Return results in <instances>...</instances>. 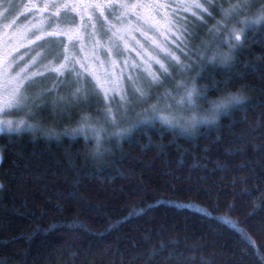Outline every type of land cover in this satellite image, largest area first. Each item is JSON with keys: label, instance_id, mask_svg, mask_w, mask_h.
Here are the masks:
<instances>
[{"label": "trees", "instance_id": "obj_1", "mask_svg": "<svg viewBox=\"0 0 264 264\" xmlns=\"http://www.w3.org/2000/svg\"><path fill=\"white\" fill-rule=\"evenodd\" d=\"M228 6L218 0L203 22L184 18L187 42L202 38L198 25L216 28ZM261 7L253 4L240 19ZM260 27L246 28L235 49L221 43L226 31H215L213 55L199 60L198 73L184 77L176 94L193 82L206 98L240 88L247 102L214 126L177 130L163 123L161 109L152 104L139 120L113 125L109 102L99 94L105 114L98 106L80 107L81 112L73 106L58 120L40 119L43 131L0 134V264H264ZM184 42L180 55L188 50ZM207 99L196 100L199 111H206ZM85 116L92 119L90 128L103 129L99 146L89 129L73 131ZM166 116L183 121L189 114Z\"/></svg>", "mask_w": 264, "mask_h": 264}, {"label": "rangeland", "instance_id": "obj_2", "mask_svg": "<svg viewBox=\"0 0 264 264\" xmlns=\"http://www.w3.org/2000/svg\"><path fill=\"white\" fill-rule=\"evenodd\" d=\"M35 3H37L36 6ZM121 3L139 4L146 7H141L138 10L139 20H137L136 9L120 7H116L114 12L98 7L93 10V13L89 11L90 14H88L89 12L84 14L88 16L86 18L82 14L77 15L72 12L73 7L68 0H55L51 5L61 6L59 10L50 7L53 14L58 11V15H54L55 22L58 20L69 22L74 30L78 29L79 31L75 37L76 40H71L60 46V41L55 38L39 39L34 43L36 37H42L45 32V27L42 25L44 20L41 16L43 3L39 4L38 1L33 0H16V2L0 0L1 67L5 59L13 57L16 58L21 68L29 65L28 74L41 73L33 77L34 83L29 89L30 96L36 98L41 92L44 93L37 100V106L31 108V114L26 115L29 112L26 109L25 112L15 115H0V119L10 120L13 123L26 119L27 124L32 126L30 130L43 131V126L38 122L40 119L45 117L60 119L65 115V109L71 110L73 106L75 110L81 112L80 107L83 109L95 104L100 106L101 111L103 103L92 92V88H95L102 95L104 102H106L104 90L108 91L109 96H117V103L113 104L117 123L113 125L119 126L130 123L129 120L132 123L139 120L142 113L146 114L145 109L149 108L151 104L161 109L160 113L162 111L164 116L167 114L179 115V110H183L189 114L188 118L183 121H190L200 106L196 102L195 107L191 110L182 109L177 105V101L183 94L180 92L179 97L176 94L180 90V86L185 83L184 77L198 73L199 60L213 55L211 52L214 45L211 39L215 31L210 32V29L215 28L196 26L194 29L197 34H200L201 31L204 34L199 41L194 40V42L188 43L182 30L184 28L183 19L192 16L193 10L197 12L199 9L185 10L179 6L203 3V0H114L113 6ZM63 5L69 7L65 9ZM152 5H156L157 8H152ZM101 11L105 12V16L100 15ZM93 16L95 19H90ZM179 16H182L181 23L178 22L180 21ZM26 17L27 19H25ZM24 20L26 21L24 22ZM145 20H148V23H144ZM56 24L52 26L53 30L56 29L55 27H61V24ZM93 24L96 25L95 28H93ZM41 29L44 31L42 32ZM71 30L69 29V31ZM114 33L115 35H113ZM177 36L182 37V40L186 42H184V48H188L189 53L187 51L182 55L178 53L180 41L177 40ZM46 41H55V43L48 44ZM37 52H40L41 56L33 64L30 58L31 56L35 57ZM169 52L172 55H169ZM173 55L178 58L180 55L179 60L182 63L178 64L177 60L173 59ZM65 56L69 57L68 61H65ZM218 58L222 60L220 55ZM157 59H160L161 63H165L166 66L171 65L168 74L162 73L160 64L156 63ZM171 62L174 63L171 64ZM61 65L64 67L62 68ZM134 65H138V67H134ZM72 68L75 69V72L70 71ZM14 70L19 71L20 69L14 66ZM76 73H80L90 82L87 85L90 103L67 102L72 100V94L83 83L77 79ZM158 76L160 79H156ZM129 77L132 79L130 80ZM4 83L5 77L1 68L0 93L3 92ZM168 85L170 87L177 85V88L173 91L170 90L173 87L169 88ZM101 86L104 90H101ZM137 89L145 93L142 99ZM156 91H160L161 94ZM120 92L127 93V98L132 101L126 110L130 116L126 115L127 113L123 114L125 117L122 115L121 118L124 117L121 119L122 122L119 116L120 112H125V110L115 111L120 106ZM60 97H65L66 101L60 102ZM173 100L175 105H172ZM169 104H171V108H168ZM202 109L201 107L202 112L205 111ZM133 111L135 113H131ZM133 114L135 116L132 117ZM90 120L92 119L89 118ZM189 126L185 124V127Z\"/></svg>", "mask_w": 264, "mask_h": 264}, {"label": "snow or ice", "instance_id": "obj_3", "mask_svg": "<svg viewBox=\"0 0 264 264\" xmlns=\"http://www.w3.org/2000/svg\"><path fill=\"white\" fill-rule=\"evenodd\" d=\"M218 0H203V3H195L193 5H181L179 7H183L185 10L188 9H199V12H196L195 10L192 11V15L196 16L197 19L201 20L202 22L204 21L205 17L203 14H207L208 16H213L212 9L215 7L216 3ZM228 2V7L223 8L222 7V12H221V23H218L215 29H210V32L216 31L217 33L221 31H226L227 32V40L221 41L222 44H228L231 45L232 49L240 47V45L243 42V38L245 37V29L250 28L251 26H261L264 25V0H227ZM255 3H260L262 5L261 8L257 9V13L253 17H249L247 15H244L243 19H240V16L242 13H246L249 8L252 7L253 4ZM45 7H49L46 5ZM50 7H54L57 10L61 7L60 5H51ZM65 9H67L69 6L68 5H63ZM72 7H75L73 5ZM90 7L96 8H104V9H110L111 11H115L116 7H120L123 9H129L133 8L136 9V15H137V20L140 19L139 17V12L138 10L141 7H146L145 5H139V4H128V3H121L117 6L113 5H90ZM152 8H157L156 5H152ZM54 15H58L57 13H54ZM101 16H105V12L101 11L100 12ZM215 18V17H213ZM90 19H95V17H90ZM117 19H120V17H117ZM229 22H234L233 26L231 28H228ZM144 23H148V20H145ZM241 26V27H237ZM96 25L93 24V28H95ZM43 32L44 30L41 29ZM48 36L56 37L58 35L57 31H51L47 33ZM115 35V33L113 34ZM41 36H37L36 39L39 40L41 39ZM233 38L235 40V44L233 43ZM177 40L181 41V44H183L182 37L177 36ZM48 44L55 43V41H46ZM60 46H63V42L60 41ZM43 47V46H39ZM74 47V45H72ZM169 55H172L171 52L168 53ZM41 53L37 52L36 56L32 58L33 64L37 62V60L40 58ZM65 61L69 60L68 56L64 57ZM173 59L177 60V63L180 64L182 63L178 57L173 55ZM223 59L225 62H227L230 57L227 54L223 55ZM216 60V56H213L210 60L209 63H212ZM156 63L160 64V70L162 71L163 74H168V69L171 67V65H167L165 63H161L160 59L156 60ZM15 68H19V71H15ZM29 65H25V67L21 68L20 65L17 63L16 58H10V59H5L3 61L2 65V74L5 77V83H4V88L3 92L0 93V115L7 116V115H15L21 112H25L26 109L29 110L26 115L31 114V108L34 106H37V100H39L44 93L41 92L39 96L36 98H32L29 94V89L33 81V77L36 75H40L41 73L39 72H32L30 74L27 73ZM47 68V66H45ZM63 68L64 65H61ZM134 67H138V65H134ZM186 67V66H185ZM70 71L75 72V69L72 68ZM61 75H63V72H61ZM76 77L79 81H82L83 83L78 86L75 90V92L72 94V100L67 101L68 103H72L73 101L76 103H90L91 101L89 100V91L87 85L90 83L87 81L86 77L82 76L80 73H76ZM131 80L132 78L129 77ZM156 79H160V77H156ZM155 83V81H153ZM101 90H104L101 86ZM139 92L140 98L142 99L145 95L143 91H140L137 89ZM92 92L95 94L96 97H99V92L96 91L95 88H92ZM105 92V100L108 101L109 103L105 105L106 111L108 114H111V122L115 124L116 121V115L113 112V104L117 103L115 101L114 96H109L108 91L104 90ZM194 92L195 89H190L186 88L185 93L180 97V99L177 101V105L182 108V109H187L191 110L192 108L195 107L196 100L194 99ZM120 102H119V108H117L115 111L120 112V109H124L125 112H120L121 115L126 114V110L128 106L131 104V99H128L127 96L128 94L125 92H120ZM171 94L169 93V96ZM198 99H206V97H202L199 94H196ZM82 98V99H81ZM31 101V103H30ZM60 102H65L66 98L65 97H60L59 98ZM168 108H171V104L168 105ZM164 124L168 125L169 127L175 128V127H181L182 130L187 131V128L185 127V124L190 125L191 127H195V118H192L190 121H181L178 119L176 116H161L159 117ZM32 126L27 124L26 119L19 120L15 123L10 120H4L0 119V133H3L5 131L8 132H16L19 133L25 129L31 128ZM86 129H89L91 133L97 138V145L99 146L100 139L101 137L99 136V132L103 131V129H95V128H90V123H89V118L87 116L83 117L81 126L77 129H74V133H81L85 132ZM3 188V185L0 184V189ZM231 205H229V208L231 209ZM235 226V225H234ZM240 233L243 239L247 240L249 244H252L254 246V242L252 241L251 237L248 236L246 232L243 231V229H240Z\"/></svg>", "mask_w": 264, "mask_h": 264}, {"label": "clouds", "instance_id": "obj_4", "mask_svg": "<svg viewBox=\"0 0 264 264\" xmlns=\"http://www.w3.org/2000/svg\"><path fill=\"white\" fill-rule=\"evenodd\" d=\"M190 89H195L194 99H198L196 94L201 96L204 91L197 87L193 82L189 85ZM247 102V96L240 88L225 91L223 94L217 95L215 97L208 98L206 101V111H196L195 127L200 126H214L218 124L223 116L227 115L233 109L243 105Z\"/></svg>", "mask_w": 264, "mask_h": 264}, {"label": "flooded vegetation", "instance_id": "obj_5", "mask_svg": "<svg viewBox=\"0 0 264 264\" xmlns=\"http://www.w3.org/2000/svg\"><path fill=\"white\" fill-rule=\"evenodd\" d=\"M12 2H16V0H11ZM33 1H38V3L40 4L43 3V9H42V20H44V23L42 24L45 27V32L44 35L41 39H51V38H55L58 41H62L64 44H66L69 41H73L76 40V36L78 35V30H74L71 25L66 21H62V20H58L57 22L53 21L55 20V16L53 14V12L50 9V5L55 1V0H33ZM68 2L70 3L71 7L73 5H75V7H73L72 12H74L75 14H87V12H91L93 13L94 9L96 10L98 7L93 8L90 7V5H113L114 0H68ZM37 3H35L36 6ZM46 5H48L49 7H45ZM90 12L88 14H90ZM86 18H88V16L84 15ZM54 18V19H53ZM53 21V22H52ZM64 22V25H63ZM66 22V23H65ZM54 23H58L61 24V27H55L56 29L53 30V25H55ZM67 24V25H66ZM64 26V27H63ZM67 26V27H66ZM69 29H72L71 31H69ZM51 31H57L58 35L56 37H52V36H48L47 33L51 32ZM67 31V32H65ZM77 31V32H76ZM74 38H73V37ZM37 39L34 41V43H36ZM63 44V45H64ZM1 62V61H0ZM1 64H0V70H1Z\"/></svg>", "mask_w": 264, "mask_h": 264}, {"label": "bare ground", "instance_id": "obj_6", "mask_svg": "<svg viewBox=\"0 0 264 264\" xmlns=\"http://www.w3.org/2000/svg\"><path fill=\"white\" fill-rule=\"evenodd\" d=\"M20 13H21V12H20ZM25 19H27V17H26ZM53 19H54V18H53ZM25 21H26V20H24V22H25ZM53 21H55V20H53ZM53 21H52V22H53ZM56 22H57V21H56ZM65 23H66V22H65ZM68 23H69V22H68ZM54 24H56V23H54ZM57 24H58V23H57ZM57 24H56V25H57ZM63 25H64V22H63ZM66 25H67V24H66ZM63 27H64V26H63ZM66 27H67V26H66ZM259 27H260V26H259ZM257 28H258V27H257ZM260 28H261V27H260ZM77 30H78V29H77ZM65 32H67V31H65ZM76 32H77V31H76ZM42 37H43V36H42ZM72 37H73V36H72ZM74 37H75V36H74ZM74 37H73V38H74ZM63 44H64V43H63ZM237 51H238V50H237ZM32 58H33V57L31 56L30 59H32ZM232 60H233V59H232ZM31 61H32V60H31ZM28 62H29V61H28ZM255 62H256V61H255ZM30 63H31V62H30ZM217 68H218V67H217ZM228 68H229V67H228ZM222 70H223V67H222ZM214 71H215V70H214ZM217 73H218V72H217ZM204 80H205V79H204ZM206 80H207V79H206ZM206 80H205V81H206ZM170 85H171V84H170ZM170 85H168V86L170 87ZM172 87H175V85H173ZM172 87H171V88H172ZM170 90H173V89H170ZM217 90H218V89H217ZM173 91H174V90H173ZM220 91H221V89H220ZM169 92H170V91H169ZM171 92H172V91H171ZM218 92H219V91H218ZM222 93H224V92H222ZM222 93H221V94H222ZM202 94H205L204 91H203ZM202 94H201V96H202ZM208 94H209V93H208ZM206 96H207V95H206ZM204 97H205V96H204ZM207 98H208V96H207ZM207 98H206V99H207ZM209 98H210V97H209ZM202 100H204V99H202ZM204 101H205V100H204ZM94 106H96V105L94 104ZM99 107H100V106H99ZM99 107H98V108H99ZM146 107H147V106H146ZM149 107H150V106H149ZM147 108H148V107H147ZM139 109H140V108H139ZM142 109H143V108H142ZM151 109H152V108H150V110H151ZM148 110H149V109H146L145 111H148ZM150 110H149V111H150ZM97 111L101 112L100 109H97ZM99 112H98V113H99ZM126 113H127V112H126ZM131 113H135V112L133 111V112H131ZM131 113H130V114H131ZM99 114H100V113H99ZM101 114H103V113L101 112ZM101 114H100V115H101ZM104 114H105V112H104ZM106 114H107V113H106ZM136 114H137V113H136ZM97 115H98V114H97ZM118 115H119V114H118ZM124 115H125V114H124ZM124 115H123V116H124ZM126 115H129V114L127 113ZM102 116H103V115H102ZM102 116H101V117H102ZM129 116H130V115H129ZM133 116H135V115L133 114L132 117H133ZM104 117H105V116H104ZM104 117H103V118H104ZM106 117H107V116H106ZM119 117H120V120H121V119H123L125 116H124L123 118H121L122 115H120ZM99 118H100V117H99ZM108 118H109V117H108ZM55 119H56V118H55ZM56 120H58V119H56ZM118 120H119V119H118ZM53 121H54V120H53ZM53 121H52V123H53ZM129 121H131V120H129ZM121 122H122V120H121ZM48 123H50V122H48ZM116 123H117V122H116ZM53 124H54V123H53ZM58 127H59V126H58ZM207 127H208V126H207ZM47 129H49V128H47ZM175 129H177V127H176ZM190 129L192 130V128H190ZM33 130H34V129H33ZM40 130H41V129H40ZM53 130H54V133H56V132H55V129H53ZM64 130H65V129H64ZM177 130H179V129H177ZM47 131H49V130H47ZM62 131H63V130H62ZM31 132H32V131H31ZM31 132H30V134H31ZM34 132H35V131H34ZM37 132H39V131H37ZM50 132H51V130L49 131V133H50ZM52 132H53V131H52ZM52 132H51V133H52ZM47 133H48V132H47ZM66 133H67V130H66ZM27 134H28V133H27ZM41 134H42V132H41ZM44 134H46V132H45ZM63 134H64V133H63ZM178 134H179V133H178ZM46 135H47V134H46ZM54 135H55V134H54ZM67 135H68V134H67ZM67 135H66V137H67ZM69 135H70V134H69ZM69 135H68L67 138L70 137ZM44 136H45V135H44ZM56 136H59V135H55V136H53V137L55 138ZM63 136H65V135H63ZM46 137H47V138H50V137H52V135H50V137H49V136H46ZM60 137H61V136H60ZM60 139H61V138H60ZM0 157H1V156H0ZM0 161H1V160H0Z\"/></svg>", "mask_w": 264, "mask_h": 264}]
</instances>
